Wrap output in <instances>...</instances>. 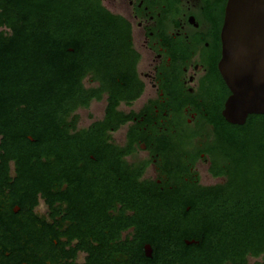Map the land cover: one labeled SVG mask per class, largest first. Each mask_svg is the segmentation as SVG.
Masks as SVG:
<instances>
[{
  "label": "flooded vegetation",
  "instance_id": "1",
  "mask_svg": "<svg viewBox=\"0 0 264 264\" xmlns=\"http://www.w3.org/2000/svg\"><path fill=\"white\" fill-rule=\"evenodd\" d=\"M97 1L116 36L97 49L110 51L103 64L122 59L132 68L123 87L132 100L118 103L117 83L104 79L87 88L88 76L83 90L98 92L88 107L101 105V117L80 126L79 111L87 108L80 105L52 113L49 127L97 133L104 141L94 154L23 158L0 151V264H184L173 251L154 262L147 233L151 219H165L163 203L180 219L194 201L199 212L213 198L212 212L259 206L264 115L243 125L223 115L231 96L219 71L228 0ZM80 5L85 11L84 0ZM249 257L264 264V253Z\"/></svg>",
  "mask_w": 264,
  "mask_h": 264
},
{
  "label": "trees",
  "instance_id": "2",
  "mask_svg": "<svg viewBox=\"0 0 264 264\" xmlns=\"http://www.w3.org/2000/svg\"><path fill=\"white\" fill-rule=\"evenodd\" d=\"M84 1L85 11L80 0H0V151L5 156L77 158L94 154L97 144L104 141L97 133L70 135L49 127L52 113L58 117L80 105L88 107L98 97L97 91L83 90L82 81L88 76L93 81L117 83L118 103L132 100L123 88L132 82V68L122 59L117 66L103 64L110 51L97 49L113 45L116 39L110 19L97 0ZM69 47L75 52L68 53ZM258 125L263 128L258 132V150L264 157L261 116ZM259 155L258 180H264V158ZM258 199V208L230 212L223 207L212 212L216 198L203 202L206 206L201 212L195 201L190 202L197 214L184 212L181 219L163 203L165 219H151L147 233L158 255L154 262L159 263L161 252L173 251L184 264H224L226 260L249 264V256L258 258L264 253V188L260 186ZM215 237L222 241L213 242ZM185 240L200 244L187 246Z\"/></svg>",
  "mask_w": 264,
  "mask_h": 264
},
{
  "label": "water",
  "instance_id": "3",
  "mask_svg": "<svg viewBox=\"0 0 264 264\" xmlns=\"http://www.w3.org/2000/svg\"><path fill=\"white\" fill-rule=\"evenodd\" d=\"M219 71L231 96L223 112L231 124L264 115V0H228Z\"/></svg>",
  "mask_w": 264,
  "mask_h": 264
},
{
  "label": "rangeland",
  "instance_id": "4",
  "mask_svg": "<svg viewBox=\"0 0 264 264\" xmlns=\"http://www.w3.org/2000/svg\"><path fill=\"white\" fill-rule=\"evenodd\" d=\"M89 80H91L93 82L92 78L89 76V78H87L85 81L87 88L93 87V85H91ZM100 107H101V105L92 103L90 107L86 108V110L79 111V114L81 116L80 126L87 127L92 122L99 119L101 117V114H102ZM203 174H205V173H203ZM203 184H212V181H210V180L207 181L206 178L203 177ZM248 260H249V264H255L256 262L260 261L261 259H252L249 257Z\"/></svg>",
  "mask_w": 264,
  "mask_h": 264
}]
</instances>
